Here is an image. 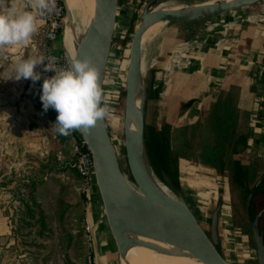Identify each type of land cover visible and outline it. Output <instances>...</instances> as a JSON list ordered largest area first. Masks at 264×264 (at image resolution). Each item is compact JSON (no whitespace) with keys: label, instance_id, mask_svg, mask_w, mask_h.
<instances>
[{"label":"rangeland","instance_id":"1","mask_svg":"<svg viewBox=\"0 0 264 264\" xmlns=\"http://www.w3.org/2000/svg\"><path fill=\"white\" fill-rule=\"evenodd\" d=\"M146 1L119 0L117 21L122 20L124 24L114 32L113 63L107 70L104 85L106 90L108 85L114 84L110 98L112 101H108L110 111L105 121L120 168L133 186L123 145L124 79L131 36ZM11 3L20 11L29 10L28 0H11ZM185 28L184 22H167L165 31L156 39L148 56L144 81H149L150 88L144 109V139L150 143L151 148L154 142L161 145L169 143V126L160 119V106L156 103L157 99L152 98L156 92L152 88L159 92L157 82L166 81L165 70L161 66L163 57L157 59L156 55L163 42L167 45L184 39ZM58 38L61 42L62 30ZM42 43V37L37 32L24 47L15 45L0 50V264H101V256L104 258L105 255L107 261L104 264H119V254L102 215V205L96 189L83 191L73 168L74 158L70 146L72 137L59 135L52 127L56 116L51 108L46 113L43 111L39 98L40 84L46 78L43 66L36 68L42 75L41 80L35 84L30 80L10 79L15 75L14 68L18 60L42 55ZM57 51L63 52V47ZM115 83L117 87L114 92ZM177 111L174 113L177 114ZM170 112L171 110L167 112V118ZM221 121L207 124L203 117L200 130H197L199 132L196 136L194 133L191 140H196L200 146L206 144L209 150L216 151L223 135L216 134V131H227L225 127L219 126ZM32 124L38 128L27 130ZM174 143L175 140L172 147L175 146ZM184 144L188 146L187 143ZM212 145L216 148L212 149ZM228 168L225 165L226 173ZM222 176L219 175V195L212 199L211 204L206 208L194 203L192 209L199 223L208 232L210 213L219 200L222 203L219 196L225 193L224 197L230 202L232 217H229L228 223H222L219 229L223 239V247L221 244L219 246L220 252L232 264H257L250 234L253 209H249L250 206L247 209L245 198L239 194V187L231 184L227 176ZM40 180L43 183H39ZM164 181L169 186L172 183L166 173ZM93 205H96L98 211L93 210L92 213ZM27 206L32 209L35 219L30 220L27 216ZM38 211H42L44 216L42 227L35 223ZM259 225L262 227L261 221ZM227 243L230 245L228 250Z\"/></svg>","mask_w":264,"mask_h":264},{"label":"crops","instance_id":"2","mask_svg":"<svg viewBox=\"0 0 264 264\" xmlns=\"http://www.w3.org/2000/svg\"><path fill=\"white\" fill-rule=\"evenodd\" d=\"M186 28H191V37L167 45L163 42L156 55L157 59L163 57L166 81L157 82L159 92L152 98L160 106V119L169 126L168 144L176 157L180 191L191 209L194 203L207 208L221 187L220 173L210 164L219 163L218 158H211L199 142L191 140L203 117L207 124L222 120L219 126L232 134L225 164L233 160L243 167L255 166L256 180L264 172V0ZM64 37L62 33V46ZM61 42L59 38L53 42L56 51L62 49ZM186 102H191L189 107H184ZM34 128L38 126L26 129ZM224 195L219 196V229L232 217ZM93 206L92 213L98 211ZM101 257V264L106 263L107 256Z\"/></svg>","mask_w":264,"mask_h":264},{"label":"water","instance_id":"3","mask_svg":"<svg viewBox=\"0 0 264 264\" xmlns=\"http://www.w3.org/2000/svg\"><path fill=\"white\" fill-rule=\"evenodd\" d=\"M60 1L64 10L65 24V18L69 12L62 0ZM260 1L262 0L209 5L190 15L155 12L152 7L160 3V0L146 1L131 36L124 79L123 145L128 173L134 186L120 168L105 119L98 122L88 132L79 131L90 153L93 184L101 201L102 215L105 217L106 226L119 256L125 253L131 243L145 244V242L126 237V234H132L179 247L196 256L203 264H232L219 250L220 200L210 213L207 234L180 190L177 193L172 192L176 196L173 199L164 196L153 186L149 174L157 180L158 178L149 164L144 139V109L147 91L150 88L149 81L146 80L143 84L144 100L140 112H137L135 108L134 93L139 79L140 39L147 24L157 21L196 23ZM118 3L119 0H97L89 26L76 48L73 59L67 55L62 46L69 66L73 61L85 58L95 65L103 88L106 85L107 70L113 63L112 39L117 23ZM111 92L112 86L108 85L105 90L107 102ZM190 103L186 102L184 107H189ZM130 113L134 114L137 119L134 129L127 127ZM263 177L264 172L251 186L245 199L247 208H249L253 191ZM163 186L168 188L165 184ZM263 211L264 207L254 215L250 222V234L257 264H264V235L258 227V220Z\"/></svg>","mask_w":264,"mask_h":264},{"label":"clouds","instance_id":"4","mask_svg":"<svg viewBox=\"0 0 264 264\" xmlns=\"http://www.w3.org/2000/svg\"><path fill=\"white\" fill-rule=\"evenodd\" d=\"M56 6V0H28L29 10L20 11L11 0H0V50L29 44ZM37 66H43L44 72H54L43 79L39 98L45 113L49 108L57 113L52 127L59 135L67 137L74 131L88 132L109 114L105 89L100 84L97 68L89 59L73 61L70 67L59 70L55 57L18 60L15 75L10 79H25L35 84L41 80Z\"/></svg>","mask_w":264,"mask_h":264},{"label":"bare ground","instance_id":"5","mask_svg":"<svg viewBox=\"0 0 264 264\" xmlns=\"http://www.w3.org/2000/svg\"><path fill=\"white\" fill-rule=\"evenodd\" d=\"M242 1L246 0H200L193 2L168 0L164 2L161 1L160 3L152 7V9L155 12H166L177 15H190L204 6L238 3ZM62 2L69 12V15L65 18L63 29V34L65 36L63 47L67 55L73 59L76 48L79 42L83 39L89 26L95 7L97 5V0H62ZM116 24L118 28H116L115 30L117 31L119 30V28L123 27L124 23L122 20H118ZM165 25L166 22L163 21L152 22L147 24L142 32V36L140 39L139 79L136 91L134 93V103L137 112H140V110L142 109V103L144 100V75L147 71L150 49L155 43L156 39L165 31ZM116 85L117 84L115 83L114 92L115 87H117ZM108 101L111 103L112 100L109 99ZM136 125V116L130 113L128 115L127 127L130 129H134ZM149 175L153 186L158 192H160L164 196H168L173 199L176 198L171 190H168V188L164 187L160 181L155 179L154 176H152L151 174ZM91 188H95L94 184L90 187V191ZM94 195H96V192ZM126 237L131 240L145 242V244L140 245L131 243L130 245H128L125 253L119 256V264H203L196 256L171 244L162 243L160 241L135 236L132 234H126Z\"/></svg>","mask_w":264,"mask_h":264},{"label":"trees","instance_id":"6","mask_svg":"<svg viewBox=\"0 0 264 264\" xmlns=\"http://www.w3.org/2000/svg\"><path fill=\"white\" fill-rule=\"evenodd\" d=\"M190 24H192V23H185V26H190ZM123 33H124V31H123ZM183 35H185L184 37H187V38L191 37L192 36L191 35V28L189 30H187V28H185ZM156 92H158V91H156ZM155 97H156V95H155ZM217 133H223L222 140L220 143V147L217 148L218 151L217 150L211 151V150H209L208 145L202 144V146L205 148V154H207L211 158H218L219 163H217V164L210 163L212 165V167H214V169L218 173H220V175L227 176L228 180H230L231 184H234L237 187H239V189H240L239 194L241 193V195L244 198H246L251 186L256 182L255 175L257 174V171H255V166L252 165V167H251V165H249L248 167H243L242 165L239 164L238 161H233V160L232 161L228 160L229 162L227 161V163L225 164V157L228 154V148L227 147L230 144L232 134H230L228 131H225L222 129H218L216 131V134ZM206 140H207V138H206ZM206 140H204V142H206ZM207 143H209L208 140H207ZM145 146H146L147 158H148L149 164L151 166V169H152L154 175L158 178L159 181H161L163 184H165L172 192L177 193L180 189H179V184H178V181L176 178V157H175L173 151H171V149L169 148V144L168 145H161L157 142H154V144L152 145V148H151L150 143H147L145 141ZM214 146L215 145H212L211 148L215 149L216 146L215 147ZM234 152H236V149L233 151V153ZM225 165H226V167L229 166V168L227 169L228 170L227 173L224 169ZM165 173L172 180V183L170 184V186L164 181V174ZM39 183H43V181L40 180ZM31 199L33 201V197H31ZM249 206H250L249 209H251V208L253 209V214L256 213L258 210H260L264 206V177L262 178L260 183L257 185L255 190L253 191ZM191 211L194 214V216L196 217V213L192 209H191ZM26 214L30 220L36 218V216L32 212V209H30V207H28V206L26 207ZM37 217L38 218L35 221V223L40 224V227H42L44 225V216H43L42 211H38ZM196 219H197V217H196ZM260 221L262 223V227H260V225H259V228L264 233V227H263L264 226V212L262 213V215L259 218V222Z\"/></svg>","mask_w":264,"mask_h":264},{"label":"built area","instance_id":"7","mask_svg":"<svg viewBox=\"0 0 264 264\" xmlns=\"http://www.w3.org/2000/svg\"><path fill=\"white\" fill-rule=\"evenodd\" d=\"M56 9L53 14L47 16L44 19L43 24L40 26L38 32L42 37V55L46 58L55 57V63L57 70L61 68L70 67L66 56L61 51H56L53 48V42L60 35L64 24V10L60 0H56ZM47 62V60H46ZM46 78L54 75V72H45ZM53 110V109H52ZM55 116L57 113L53 110ZM73 142H71V155H73V168L76 171L81 188L83 191H87L93 185L92 167L90 153L84 145V142L80 136L79 131H74L71 134Z\"/></svg>","mask_w":264,"mask_h":264},{"label":"flooded vegetation","instance_id":"8","mask_svg":"<svg viewBox=\"0 0 264 264\" xmlns=\"http://www.w3.org/2000/svg\"><path fill=\"white\" fill-rule=\"evenodd\" d=\"M245 199H246V198H245ZM263 207H264V206H263ZM245 209H246V207H245ZM247 209H248V208H247ZM247 209H246V210H247ZM258 211H259V210H258ZM258 211H257V212H258ZM257 212H256V213H257ZM263 212H264V211H263ZM263 212H262V213H263ZM256 213L253 214L252 218L254 217V215H255ZM261 215H262V214H261ZM259 218H260V217H259ZM197 219H198V218H197ZM258 227H259V220H258ZM259 230H260V228H259ZM260 231H262V230H260ZM206 233L208 234L207 231H206ZM262 233H263V231H262ZM263 234H264V233H263Z\"/></svg>","mask_w":264,"mask_h":264}]
</instances>
